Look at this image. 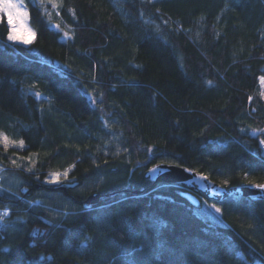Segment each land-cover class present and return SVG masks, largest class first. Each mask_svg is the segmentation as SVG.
Returning <instances> with one entry per match:
<instances>
[{
    "label": "trees",
    "instance_id": "1",
    "mask_svg": "<svg viewBox=\"0 0 264 264\" xmlns=\"http://www.w3.org/2000/svg\"><path fill=\"white\" fill-rule=\"evenodd\" d=\"M23 1L31 42L0 23V132L23 142L0 144V264H264V199L213 217L145 176L264 182V0Z\"/></svg>",
    "mask_w": 264,
    "mask_h": 264
},
{
    "label": "water",
    "instance_id": "2",
    "mask_svg": "<svg viewBox=\"0 0 264 264\" xmlns=\"http://www.w3.org/2000/svg\"><path fill=\"white\" fill-rule=\"evenodd\" d=\"M145 176L152 182L173 183L181 186V194L195 206L204 199L220 201L230 196H253L264 199V188L255 185H264V182L254 184L226 185L211 178L208 174L198 169L185 165L168 162H156L150 165ZM141 190H135L139 192ZM102 193L93 192L85 199L86 203H96Z\"/></svg>",
    "mask_w": 264,
    "mask_h": 264
},
{
    "label": "rangeland",
    "instance_id": "3",
    "mask_svg": "<svg viewBox=\"0 0 264 264\" xmlns=\"http://www.w3.org/2000/svg\"><path fill=\"white\" fill-rule=\"evenodd\" d=\"M13 2L17 3V5L21 9V12L26 13V15L22 16L21 18H14V26H15V33L14 34L18 37L17 41L22 42V40L27 39V40H29L31 42L34 39V37H35V32H34L32 26L30 24V21H29L28 8H27V6H26V4H25V2L23 0H13ZM0 18H2V19L5 18L7 20L6 13L0 12ZM261 86H262V90H263V93H264V81H262V78H261ZM0 133H2V132H0ZM3 134L6 135L5 133H3ZM11 143H14V144L20 146V141H12L8 137L7 146L9 144H11ZM0 144L2 146H5V144L2 143V142H0ZM262 145L264 147V144H262ZM2 170H3L2 166L0 165V174H1ZM65 171H67V176L63 175V173ZM54 173H60L61 174L60 175V179H59L58 182H60L64 178L68 177V169H65V170H62V171L52 172L48 176V180L51 181V182H56V181H54L52 179V174H54ZM202 206H203V210L206 213H209L213 217H217V216L219 217V211H218L219 209L212 202H210L209 200H204L203 203H202ZM5 212L7 213V211H5V210H0V214H3Z\"/></svg>",
    "mask_w": 264,
    "mask_h": 264
},
{
    "label": "snow or ice",
    "instance_id": "4",
    "mask_svg": "<svg viewBox=\"0 0 264 264\" xmlns=\"http://www.w3.org/2000/svg\"><path fill=\"white\" fill-rule=\"evenodd\" d=\"M0 12L6 13L7 16V25L9 26L10 30L8 33V39L12 41H16L18 37L14 34L15 33V26H14V18H21L22 16L26 15V13L21 12L20 7L17 3H14L13 0H0ZM0 23H3V19L0 18ZM67 35V34H66ZM23 43L27 44L30 41L27 39L22 40ZM264 81V78H262ZM0 142L5 144L7 147L8 144V137L3 133H0ZM261 144H264V140L260 141ZM20 146H23V142H20ZM60 173L52 174V179L56 182L60 179ZM64 176H67V171L63 173ZM256 187L264 188V185H255ZM219 211V210H218ZM7 213L0 214V220L3 219L4 215Z\"/></svg>",
    "mask_w": 264,
    "mask_h": 264
},
{
    "label": "bare ground",
    "instance_id": "5",
    "mask_svg": "<svg viewBox=\"0 0 264 264\" xmlns=\"http://www.w3.org/2000/svg\"><path fill=\"white\" fill-rule=\"evenodd\" d=\"M200 197H202V196H200Z\"/></svg>",
    "mask_w": 264,
    "mask_h": 264
}]
</instances>
